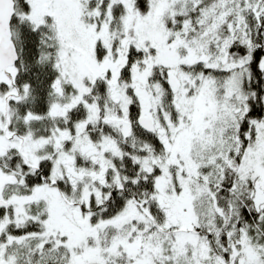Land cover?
Returning a JSON list of instances; mask_svg holds the SVG:
<instances>
[{
	"label": "snow or ice",
	"instance_id": "snow-or-ice-1",
	"mask_svg": "<svg viewBox=\"0 0 264 264\" xmlns=\"http://www.w3.org/2000/svg\"><path fill=\"white\" fill-rule=\"evenodd\" d=\"M0 264H264V0H0Z\"/></svg>",
	"mask_w": 264,
	"mask_h": 264
}]
</instances>
